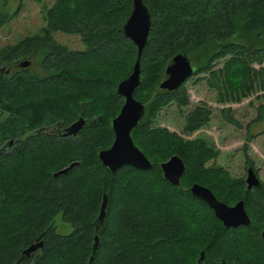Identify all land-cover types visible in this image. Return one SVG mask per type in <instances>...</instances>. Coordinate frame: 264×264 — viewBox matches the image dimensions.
I'll return each instance as SVG.
<instances>
[{
	"label": "trees",
	"instance_id": "trees-1",
	"mask_svg": "<svg viewBox=\"0 0 264 264\" xmlns=\"http://www.w3.org/2000/svg\"><path fill=\"white\" fill-rule=\"evenodd\" d=\"M16 1L11 12V0H0V29L26 0ZM144 2L152 24L134 96L146 111L131 135L153 163L150 169L111 172L98 155L113 144L112 121L125 102L117 87L138 59L137 46L124 33L133 0H55L45 7L39 32L0 47V110L7 114L0 119V264H90L97 235L91 264H198L202 251L203 264H264V185L248 188L244 177L208 165L219 151L206 139L154 126L164 106L190 103L186 82L175 91L157 90L180 52L195 64L194 75L210 73L222 85V102L241 101L259 84L264 89V66H254L264 63V0ZM55 32L78 34L85 48H69ZM32 58L41 76L20 66ZM11 64L20 69L9 74ZM212 114L206 104L194 107L183 133L207 126ZM263 114L264 104L256 120ZM225 116L238 123L230 111ZM80 117L86 124L76 136L60 133ZM173 155L186 164L180 187L165 179L160 166ZM195 183L228 205L244 200L250 225L225 227L193 195ZM59 213L72 225L68 234L56 231ZM39 242L42 247L24 253Z\"/></svg>",
	"mask_w": 264,
	"mask_h": 264
},
{
	"label": "rangeland",
	"instance_id": "rangeland-1",
	"mask_svg": "<svg viewBox=\"0 0 264 264\" xmlns=\"http://www.w3.org/2000/svg\"><path fill=\"white\" fill-rule=\"evenodd\" d=\"M55 0H26L20 13L9 23L0 29V47L7 44H15L25 36L35 34L46 24L45 7L53 5ZM10 10L17 8V1L11 0ZM55 38L71 49H84L85 46L78 34L55 32ZM194 56H196L194 54ZM25 60V59H24ZM32 74L41 76L38 60L30 59ZM205 60L200 58V62ZM226 59L216 63V69L224 66ZM34 64V65H33ZM33 65V66H32ZM254 66L259 69L258 62ZM13 64L6 68L11 74L19 70ZM186 89L189 94V105L179 107L172 102L164 106L157 114L154 121L156 127H166L170 131L177 132L185 139L204 138L219 151L217 158L212 159L208 165L224 167L234 178H247L248 169L252 167L264 185V114L263 118L256 120L260 105L264 104V89L257 87L250 95L241 101H225L220 99V93L224 92L222 85L214 79L210 73L193 75L186 81ZM224 95V94H223ZM225 96V95H224ZM206 104L212 109L210 123L196 132L183 133L185 116L194 107ZM223 109L226 112H223ZM230 111L237 124L226 119L225 113ZM7 114L0 110V119ZM56 231L60 234H68L72 231V225L63 219L59 213L55 218Z\"/></svg>",
	"mask_w": 264,
	"mask_h": 264
},
{
	"label": "water",
	"instance_id": "water-1",
	"mask_svg": "<svg viewBox=\"0 0 264 264\" xmlns=\"http://www.w3.org/2000/svg\"><path fill=\"white\" fill-rule=\"evenodd\" d=\"M151 13L144 0H133V8L130 16L124 24V33L129 37L138 48V59L134 65L132 73L122 80L118 87V93L125 99L119 114L112 121V129L115 134L113 144L109 148L101 149L98 153L103 165L111 172H116L124 166H132L138 169H150L153 163L147 158L144 152L135 144L131 132L142 121L146 103L135 98V91L141 83L140 57L147 44L151 30ZM32 64L30 59L20 62L21 67H29ZM195 64L189 56L180 52L175 55L164 70V75L159 83L157 90L175 91L194 75ZM86 121L83 117L63 129L60 133L65 136L77 135L84 127ZM76 163L60 170L67 172ZM165 179L171 184L180 187L181 179L186 171V164L179 155H173L170 159L160 164ZM57 174V173H56ZM248 188L259 187L260 178L255 170L250 167L246 178ZM193 195L205 201L215 212L216 216L223 222L225 227L248 226L251 218L245 208L244 200H240L235 205H228L219 200L215 194L206 186L195 183L191 187ZM108 206V196L105 195L101 205L98 218L100 224L105 221ZM264 240V230L261 233ZM100 244L99 236L95 238L93 255L90 264ZM43 243L31 245L24 253L29 255L42 247ZM205 252L202 251L197 261L198 264L205 262Z\"/></svg>",
	"mask_w": 264,
	"mask_h": 264
},
{
	"label": "flooded vegetation",
	"instance_id": "flooded-vegetation-1",
	"mask_svg": "<svg viewBox=\"0 0 264 264\" xmlns=\"http://www.w3.org/2000/svg\"><path fill=\"white\" fill-rule=\"evenodd\" d=\"M63 136H65V135H63ZM70 136V135H69ZM72 136H76V135H72Z\"/></svg>",
	"mask_w": 264,
	"mask_h": 264
}]
</instances>
